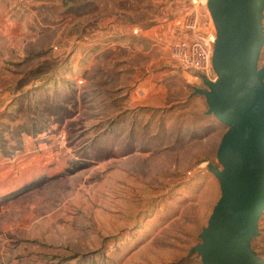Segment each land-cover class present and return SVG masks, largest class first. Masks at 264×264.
Instances as JSON below:
<instances>
[{
  "label": "rangeland",
  "instance_id": "rangeland-1",
  "mask_svg": "<svg viewBox=\"0 0 264 264\" xmlns=\"http://www.w3.org/2000/svg\"><path fill=\"white\" fill-rule=\"evenodd\" d=\"M60 4L69 9L60 11ZM34 5H42L43 37L60 40L44 48L46 62L30 55L29 63L39 57L30 79L59 65L65 76L80 71L91 82L77 84L65 100L34 104L24 116L21 100L4 108L0 94V158L16 162L27 137L39 150L38 143L51 147L41 152L52 150L45 153L50 169L16 189H0V264H203L191 250L203 242L222 195L213 170H225L221 147L229 126L196 92L207 86L182 65L180 47L215 27L211 13L199 5L196 30L187 25L197 9L192 0ZM258 64L264 65V45ZM30 97L22 94L27 105ZM31 114L37 126L26 124ZM251 246L264 259V212Z\"/></svg>",
  "mask_w": 264,
  "mask_h": 264
},
{
  "label": "water",
  "instance_id": "water-1",
  "mask_svg": "<svg viewBox=\"0 0 264 264\" xmlns=\"http://www.w3.org/2000/svg\"><path fill=\"white\" fill-rule=\"evenodd\" d=\"M217 30L212 65L217 80L203 77L209 111L229 126L221 154L222 184L203 242L192 248L203 264H264L251 246L264 212V0H208Z\"/></svg>",
  "mask_w": 264,
  "mask_h": 264
},
{
  "label": "crops",
  "instance_id": "crops-1",
  "mask_svg": "<svg viewBox=\"0 0 264 264\" xmlns=\"http://www.w3.org/2000/svg\"><path fill=\"white\" fill-rule=\"evenodd\" d=\"M40 1L42 2L43 0H0V67L3 68L4 72L2 74V78L5 79L4 84L0 85V94L2 93L4 98V101H2L4 108L9 109L14 106L13 104L17 102L18 99L21 100L18 116H24V111L26 110L32 111V109H35L36 105L34 104H38L43 101L57 102V100H65L66 95L74 94V88L75 86L77 87V84L81 87L80 84L83 82L85 85L83 86L88 87L87 85L91 82L90 77H87L84 83V80L82 79V81L80 79L82 75V72L80 71H75L76 73L74 76H69L68 74L65 76V70H56L59 65L55 69L54 66H48L45 71L42 70L43 74H47L46 77L41 76L43 74H39L32 77L36 78V80L30 79L32 72L30 69L31 65L34 62H36L35 64L39 62L37 60L39 57L36 56L35 61L29 63L30 60H33L30 59V55L33 53L36 55L45 54L44 48L60 40V37H52V34L49 31L46 33H50V36L43 37L44 35L46 36V34L43 33L45 26L40 21L38 14L41 13L37 10V8L42 5H37L36 7L34 5V3H38ZM42 9L43 8H41V10ZM67 9H69V5H59L60 11H65ZM59 10L58 8H55L54 11L59 12ZM33 28H37L36 33L33 32ZM39 35L42 36L40 37ZM67 53L70 55L74 52L68 51ZM42 58V63L48 60L46 59V56H43ZM4 61L10 62L11 66L8 67L5 65ZM18 63L20 66L25 65V69H27L24 71H12L11 68L13 66H17ZM122 74L123 73H120L121 76H116L123 78ZM18 79H26L27 81H25L24 86H16V81ZM12 90H14V95L12 98H7ZM27 91H30L32 96L29 98L31 103L28 105L27 101L22 98V94ZM142 94H144V92ZM116 107L117 105H115V108ZM95 108L99 110L103 107H100L99 105V107ZM33 111L40 112L38 110ZM31 116L26 118V121H28L26 124L31 123V125L37 126L38 123H36L37 121L35 117ZM67 118L68 117H65L64 121H67ZM12 126L13 125L9 128L11 129ZM23 141H25L23 149L16 151V153L18 152V160L16 162H12L9 157H6V155H4L5 157L0 158L1 191L16 189L20 183L22 184V182H28V180L35 177L40 172L43 173L46 169H50L49 167H51L50 164L52 157L49 155L52 151L51 149L50 151L43 150V152H41V146L45 144L38 143L40 146L39 150L35 147V139L32 140L27 137V139H24ZM27 142H30V144L27 145ZM45 146L48 149L51 148L48 145ZM46 152L49 154L46 155ZM19 175L22 177L19 178Z\"/></svg>",
  "mask_w": 264,
  "mask_h": 264
},
{
  "label": "built area",
  "instance_id": "built-area-1",
  "mask_svg": "<svg viewBox=\"0 0 264 264\" xmlns=\"http://www.w3.org/2000/svg\"><path fill=\"white\" fill-rule=\"evenodd\" d=\"M206 1V0H205ZM204 0H192L194 6L197 8L195 13H190V20L187 25L190 28L196 29L200 27L199 19V5L201 6L202 12L208 13L207 2ZM209 27L205 32H196L192 43H184L180 47V58L182 65L187 68H191L201 76L206 77L208 80L215 82L217 80V74L213 69L212 56L214 45L217 39V30L214 26Z\"/></svg>",
  "mask_w": 264,
  "mask_h": 264
},
{
  "label": "bare ground",
  "instance_id": "bare-ground-1",
  "mask_svg": "<svg viewBox=\"0 0 264 264\" xmlns=\"http://www.w3.org/2000/svg\"><path fill=\"white\" fill-rule=\"evenodd\" d=\"M205 1V0H204ZM205 2H207V5H208V0H206ZM207 9L209 10V8H208V6H207ZM209 12H210V10H209ZM211 13V12H210Z\"/></svg>",
  "mask_w": 264,
  "mask_h": 264
}]
</instances>
